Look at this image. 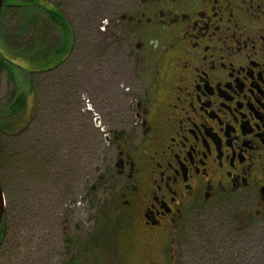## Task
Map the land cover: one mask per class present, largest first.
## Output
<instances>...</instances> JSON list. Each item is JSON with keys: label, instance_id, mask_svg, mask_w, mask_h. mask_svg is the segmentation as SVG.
<instances>
[{"label": "rangeland", "instance_id": "rangeland-1", "mask_svg": "<svg viewBox=\"0 0 264 264\" xmlns=\"http://www.w3.org/2000/svg\"><path fill=\"white\" fill-rule=\"evenodd\" d=\"M47 1L16 9L2 3L0 10V51L14 64L26 66L18 54L28 56L44 42L56 47L57 29L41 7L64 14L75 38L57 69L34 77L33 90L20 72L16 87L1 71V120L15 126L4 127L9 136L1 135L0 143L6 157L0 164V264H145L138 233L126 225L119 196L124 180L113 173L116 152L103 139L107 125L118 127L113 108L122 97L150 82L151 65L144 73L134 63L118 22L137 0ZM15 90L25 103L8 117ZM220 208L188 217L176 241L177 264H264V227L253 224L223 238L220 224L229 212ZM199 229L218 236L203 241Z\"/></svg>", "mask_w": 264, "mask_h": 264}, {"label": "flooded vegetation", "instance_id": "flooded-vegetation-1", "mask_svg": "<svg viewBox=\"0 0 264 264\" xmlns=\"http://www.w3.org/2000/svg\"><path fill=\"white\" fill-rule=\"evenodd\" d=\"M118 22L152 72L103 137L144 263L177 264L199 212L221 207L239 234L264 227V0H137Z\"/></svg>", "mask_w": 264, "mask_h": 264}, {"label": "trees", "instance_id": "trees-1", "mask_svg": "<svg viewBox=\"0 0 264 264\" xmlns=\"http://www.w3.org/2000/svg\"><path fill=\"white\" fill-rule=\"evenodd\" d=\"M14 0H2L3 3V8H12V9H16L17 7H21L18 5H13ZM21 2L23 4H25L23 6V8H27V7H31L33 5H37V6H41L43 4H41L42 2H48L47 0H21ZM41 10L43 12V14H45L46 16V20H47V24H51L57 29L58 32V41L55 44L56 47L53 48H47V46H45V42L42 44L41 47L36 48L35 50H33L32 52H29L28 56H25L22 54H18V56L23 59V61L25 62L26 66L21 65V64H14L13 61H11L10 59H8L1 51H0V75H1V71H7L8 73V77L10 83H13L16 87H18V82L15 79V75L16 73L20 72L21 75L25 78H27V80L30 83V90H33V88H31V82L33 81L35 76L41 75L42 73L45 72H51L55 69H57V67L59 65L62 64V62L68 57L69 54L72 53L73 51V44L75 42V38L73 35V30L71 25L68 23V21L66 20L64 14H62L61 12H59L57 9L53 8V7H41ZM42 24H46L45 22H42ZM49 24V25H50ZM14 65V66H13ZM1 82V81H0ZM24 97L21 91H16L13 93V95L10 97L9 100V105L7 106V115L8 117L18 114L20 112L21 109H23L24 106ZM4 120L5 117H2L0 115V143H2L1 141V135H6L9 136L6 132V128H4L6 125H3L2 123V119ZM15 125L10 124L8 126H6L7 128H14ZM28 126V122L23 123V129L25 127ZM3 152V147L0 144V164L1 162H4L5 160V156H3L2 154ZM46 159L51 160V157L47 154H45ZM24 161V160H23ZM23 161H19V164H23ZM47 164V163H45ZM47 168V166L45 167V169ZM1 184V183H0ZM5 213V211H4ZM4 213H3V217H2V221L4 218ZM1 221V222H2ZM4 223V222H3ZM2 224V223H1ZM221 226V234H223V238L226 239H232V238H236L238 236V232L234 231V228L229 229V228H225L224 225L222 226V224H220ZM1 233V231H0ZM2 236V234H1ZM197 238L201 237L203 241L208 240L210 237L211 239H215L214 237H217L218 235H212L210 234V236L208 235H204V233L202 232V229H199V231L196 234ZM211 239H209L211 241Z\"/></svg>", "mask_w": 264, "mask_h": 264}, {"label": "water", "instance_id": "water-1", "mask_svg": "<svg viewBox=\"0 0 264 264\" xmlns=\"http://www.w3.org/2000/svg\"><path fill=\"white\" fill-rule=\"evenodd\" d=\"M10 3H13V5H18L21 7L25 5L21 2V0H14L13 2H10ZM1 8H2V0H0V10ZM4 206H5V201L3 199V191L0 189V225H1V219L3 217Z\"/></svg>", "mask_w": 264, "mask_h": 264}]
</instances>
